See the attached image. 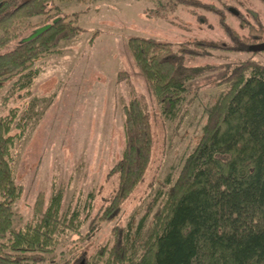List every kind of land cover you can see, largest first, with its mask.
Listing matches in <instances>:
<instances>
[{
	"label": "rangeland",
	"instance_id": "1",
	"mask_svg": "<svg viewBox=\"0 0 264 264\" xmlns=\"http://www.w3.org/2000/svg\"><path fill=\"white\" fill-rule=\"evenodd\" d=\"M56 2L63 3L60 8L70 15V21L76 19L79 33L34 61L30 66L34 77L26 88L13 87L18 75L0 81V116L7 118L13 140L10 166L15 183L22 187L13 205V227L31 218L39 193L48 201L60 190L61 215L69 217L74 209L79 212L77 232L62 236L48 254L50 259L40 264H64L82 252L95 255L112 244L115 226L135 228L141 221L146 226L184 157L200 140L204 110L226 89L223 79L242 61L264 64V52L232 51L240 46L226 32L228 28L238 38L248 35L228 8L252 24L258 16L264 27L261 0ZM41 21L38 17L29 23ZM133 37L171 43L175 49L181 45L193 48L196 43L215 47L182 61L188 67H201L202 72L190 82L180 121H167L160 113L130 54L128 40ZM132 99H138L150 114V161L143 180L122 203L117 217L100 221L97 217L118 185V173L112 169L125 144L122 107Z\"/></svg>",
	"mask_w": 264,
	"mask_h": 264
},
{
	"label": "trees",
	"instance_id": "2",
	"mask_svg": "<svg viewBox=\"0 0 264 264\" xmlns=\"http://www.w3.org/2000/svg\"><path fill=\"white\" fill-rule=\"evenodd\" d=\"M10 1L0 0V81L18 75L13 87L24 89L34 77L30 68L34 61L60 41L74 38L80 28L76 19L51 25H46L49 18L44 23H26L44 15L52 0H30L8 9ZM220 18L223 26L222 14ZM239 20L248 29L247 36L238 38L228 28L226 32L237 46L247 47L262 31ZM44 24L47 28L36 33ZM32 29V36L24 37ZM128 48L162 116L180 121L190 82L202 72L201 67H188L182 61L215 47L196 43L193 48L175 49L171 43L133 37ZM222 83L226 89L204 110L200 140L184 157L150 222L145 226L141 221L135 228L115 226L110 246L93 256L82 252L64 264H264V64L242 61ZM122 112L125 144L112 169L118 173V185L97 217L100 221L117 217L150 161V114L138 99L130 100ZM9 127L7 118L0 116V264H40L50 259L48 254L62 236L77 232L79 212L61 215L60 190L48 201L39 193L31 218L13 227V205L22 187L15 183L10 166Z\"/></svg>",
	"mask_w": 264,
	"mask_h": 264
},
{
	"label": "flooded vegetation",
	"instance_id": "3",
	"mask_svg": "<svg viewBox=\"0 0 264 264\" xmlns=\"http://www.w3.org/2000/svg\"><path fill=\"white\" fill-rule=\"evenodd\" d=\"M28 1H30V0H11L9 2V4H8L7 8L8 9L9 8L16 9L17 7L19 8V7H22L23 5H25ZM261 1L264 3V0H261ZM59 4H63V3H58L57 4V2L55 3V0L52 1L48 5V7L45 9V11H44L45 14L44 15H42V16H34V17L30 18L26 23L30 24L29 22H31L32 19L38 18V17L42 18L41 22H43V21L45 22V19L49 18V21L46 23V25L56 24L57 22H60L61 20H64V21L67 20L68 21L70 15L62 12ZM0 8H1V6H0ZM228 10H229V12L234 14L236 17L243 19V21L245 22V25L253 26V27L255 26L258 29H261V31H262V34L257 35L255 37V42L254 43L249 44L247 47H245V46L240 47L239 50L251 51L253 53L254 48L256 46H261V45L263 46L264 45V27H263L262 23L260 22L258 16H254L253 22H255V24H252L248 20H246V18L244 16H242L239 13H236L235 10H233L231 8H228ZM8 11L9 10L6 9V13ZM46 25L44 24V25H42V27H44ZM34 29L36 30L37 28H34ZM35 30H33L32 32L26 31V33L24 34V37L25 36L26 37L32 36V34L34 33ZM257 52H264V50L263 51H257ZM254 53H256V51Z\"/></svg>",
	"mask_w": 264,
	"mask_h": 264
},
{
	"label": "water",
	"instance_id": "4",
	"mask_svg": "<svg viewBox=\"0 0 264 264\" xmlns=\"http://www.w3.org/2000/svg\"><path fill=\"white\" fill-rule=\"evenodd\" d=\"M47 27H43V28H41V29H39L38 31H36V33H40V32H42V31H44L45 29H46ZM264 50V45L262 46H256L255 48H254V51H263ZM82 264V263H81Z\"/></svg>",
	"mask_w": 264,
	"mask_h": 264
}]
</instances>
